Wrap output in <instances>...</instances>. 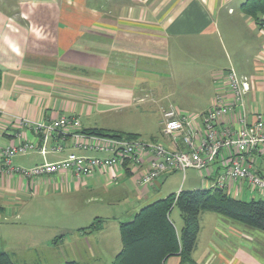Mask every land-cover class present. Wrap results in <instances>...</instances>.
I'll list each match as a JSON object with an SVG mask.
<instances>
[{"label":"crops","instance_id":"1","mask_svg":"<svg viewBox=\"0 0 264 264\" xmlns=\"http://www.w3.org/2000/svg\"><path fill=\"white\" fill-rule=\"evenodd\" d=\"M8 1L13 4L0 0V154L4 148L22 143L40 144L32 130L19 125L20 118L46 122L58 116H75L81 122V132L132 134L142 139L129 125L139 121L143 108L154 103L150 94L162 92L167 85L165 79L175 76V72L188 92L180 104L172 102L161 108L160 133L151 136L150 141L185 150L180 141L162 134L163 114L171 109L193 116L210 111L216 96L228 93L224 73L229 70L251 84L246 95L249 120L254 113H264V31L243 12L242 6L248 0H182L175 11L165 12L159 7L118 4L112 22H108L100 5L91 6L90 0ZM47 6L56 10L54 17L42 11ZM222 11L228 26L236 20L242 28L245 26L247 39L228 56L225 66L213 68V53L201 51L203 46L199 49L198 40L219 34L216 19ZM184 43H188L191 55L201 54L200 67L212 75L208 85L207 77L202 81L180 73L184 63L181 59L186 55ZM175 50L178 58H172ZM176 59L180 64H175ZM195 90L198 96L193 95ZM221 123L225 127L231 118H223ZM195 124L202 132L201 122ZM55 143L49 140L45 156L39 150L32 157L16 156L12 167L28 169L30 165L33 168L55 163L69 153L106 156L80 146L73 138L56 152L52 151ZM251 160L253 168L264 177L256 169L264 155L254 153ZM149 161L150 157L144 156L139 165L124 164L84 178L64 171L25 179L0 166L3 251L26 256L59 254L67 259L66 263L112 264L122 250L121 224L133 221L141 210L170 195L199 189L172 186L169 191L163 190L177 171L147 187L139 186L141 174L150 168ZM202 184L203 188L209 186L204 189L211 187ZM247 189L245 181L231 180L225 191L236 200L251 202L256 193ZM96 219L101 220L100 229H87ZM178 220L182 224H178L180 232L184 221ZM172 222L176 228L177 222ZM193 259L197 264H264V232L205 212L200 217ZM165 264H181V259L172 256Z\"/></svg>","mask_w":264,"mask_h":264},{"label":"built area","instance_id":"2","mask_svg":"<svg viewBox=\"0 0 264 264\" xmlns=\"http://www.w3.org/2000/svg\"><path fill=\"white\" fill-rule=\"evenodd\" d=\"M264 31V20L261 25ZM227 94L216 96L213 108L203 115L183 114L171 109L163 114L161 132L165 137L181 142L185 150L173 149L159 141L140 138L98 135L81 132V122L75 116H58L50 121L18 119L21 127L30 129L39 137L40 144L22 143L4 148L0 166L25 179L55 175L64 171L78 178L124 165H139L144 156L150 157V168L141 174L138 185L147 187L168 174L194 169L211 187L225 190L229 182L245 181L251 193H264V177L253 168L251 155H264V113H254L249 120L246 95L251 84L242 80L234 70L224 73ZM230 94V95H229ZM230 117L231 123L221 127V120ZM202 124V132L195 127ZM73 138L80 146L105 157H83L69 153L55 163H44L31 169L13 168L18 155L31 151L48 153V142L53 139L52 151H60L67 140ZM83 141L84 144H81Z\"/></svg>","mask_w":264,"mask_h":264},{"label":"trees","instance_id":"3","mask_svg":"<svg viewBox=\"0 0 264 264\" xmlns=\"http://www.w3.org/2000/svg\"><path fill=\"white\" fill-rule=\"evenodd\" d=\"M243 12L261 26L264 20V0H248ZM2 72L0 71V86ZM98 135L139 138L132 134H116L104 131L89 132ZM129 165L130 162H125ZM177 208L184 221L178 232L170 219ZM213 212L232 220L250 225L264 232V200L243 202L232 198L225 190L215 187L181 191L159 200L141 210L131 222L120 225L122 250L112 264H165L172 256H179L181 264H197L193 253L200 232V217ZM101 220L96 219L87 229L99 230ZM0 264H17L12 257L0 250ZM66 264H78L68 262Z\"/></svg>","mask_w":264,"mask_h":264},{"label":"rangeland","instance_id":"4","mask_svg":"<svg viewBox=\"0 0 264 264\" xmlns=\"http://www.w3.org/2000/svg\"><path fill=\"white\" fill-rule=\"evenodd\" d=\"M182 3H183L182 0H104V2L103 0H90L91 6L98 7L100 5L99 7L106 12V19L108 20V22H112V20L114 19L116 10H119L118 4L121 5L135 4L145 8L151 7V9L159 7L160 11L163 10L165 12L168 10L175 11L177 4L179 5ZM5 4L9 5L13 3L6 0ZM53 9L54 7L47 6L46 8L42 9V11L54 17L56 10ZM228 21L229 20H227L226 13L222 11L220 16H218V18L216 19L218 26L217 31L219 32V34H216L215 32L213 34L206 35L207 40H205L202 37H199L198 40L199 41L198 43H200L199 49H202L201 47L203 46V49L201 51L205 50L208 53V55H210L211 52L213 53V68L216 65L225 66L227 64V61L230 59V57L228 56H231V54L234 51H237L242 46L244 39L246 38L245 26H243L242 28L241 24L237 23V20H236V24L231 23L228 26L229 23ZM38 34L39 33H37L34 36L35 40L37 39V36H39ZM185 46H186V50H185L186 55H184L181 59L183 60L184 63L182 64L183 69L180 71V73L182 74V76H186V78H190V79L201 78L202 81H204L207 77L209 82L206 85H208L212 81L211 80L212 75L202 70V68L200 67L202 66V64L200 63L201 54L198 52H194L191 55L190 49L187 48L189 46L188 43L185 44ZM177 53H178L177 50L173 51L172 58H174L175 56L176 58H178L179 55ZM175 64L176 65L180 64L179 60L176 59ZM175 68L174 69L178 71V67ZM180 69L181 68H179V70ZM175 74L176 75L173 77L171 76L170 79H165L167 85L162 92L156 90L150 94L149 99L152 100L154 103L147 104L145 108H143L144 111L139 113L142 114L139 118V121L133 123L132 125H129L131 128H133L131 130H134V132H139V134H141V136L143 137L142 140L150 141L149 139L151 136L159 135L160 133L159 117H160V112L162 110L161 108L168 107L169 104L172 102H177L178 104H180V102L182 101L183 94L188 92L187 89L183 90V87L180 85V82L178 81L180 77L178 78L177 72H175ZM193 95L198 96V92L196 91V93ZM181 107L185 109L184 106ZM33 153H35V151L29 152L28 154H26V157H32L34 155ZM30 166H31L30 168H32L33 165ZM257 168L264 175V161L262 162V164L261 162L260 164L259 163L256 164V169ZM184 176H186L185 179ZM202 183H206V182L199 176L198 172L195 171L194 169L193 170L189 169L186 171L185 174H183V172L181 171H177L173 173L170 176V179L165 184L166 185L165 189L164 188L162 189L169 191V189H171L172 186H178V189L184 186L185 190H187L186 188H188L189 186L190 187L195 186L196 188L199 189H204L206 187H209L206 186L205 184L206 187L203 188ZM247 191H251V190L247 189ZM254 198L255 200L257 199L264 200V193L256 191V194H254ZM78 205H83V204H78ZM74 206H76V204H74ZM179 218L181 219L182 216L179 210L177 208H174L172 210L171 220L177 222L176 230L179 229L178 224L182 225L181 222H179L178 220ZM14 222H18V221L14 220ZM4 247L5 245L0 239V250H3ZM14 252L15 253L13 254L10 253V255L17 264H65L66 263L65 261L67 260L64 259L65 257L61 258L59 254L51 255L48 254V252H42L34 256H26L23 255L22 252H18V251H14Z\"/></svg>","mask_w":264,"mask_h":264}]
</instances>
